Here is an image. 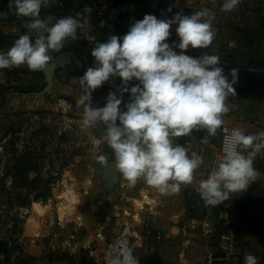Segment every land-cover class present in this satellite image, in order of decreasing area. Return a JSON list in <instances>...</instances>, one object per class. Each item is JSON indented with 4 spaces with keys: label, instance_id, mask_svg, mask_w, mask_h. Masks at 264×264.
I'll return each instance as SVG.
<instances>
[{
    "label": "crops",
    "instance_id": "obj_1",
    "mask_svg": "<svg viewBox=\"0 0 264 264\" xmlns=\"http://www.w3.org/2000/svg\"><path fill=\"white\" fill-rule=\"evenodd\" d=\"M105 3L124 8L119 22L100 19L99 8ZM45 4L49 10L46 17L73 16L81 25L77 29V38L67 40L65 45L68 50L75 51L84 69L80 71L71 64L56 72L52 89L55 96L59 90H64L67 96L73 95V81L84 75L88 67L94 66L91 51L97 42H106L113 35L123 36L135 21L151 12H156L158 19H170L176 13L191 15L194 11L207 9L206 19L214 31L212 44L206 49L189 48L186 54L194 57L215 54L220 57L225 72L238 69L239 82L234 86L235 95L225 101L230 111L224 114L223 124L241 128L246 134L264 130V91L259 90L264 81V0H241L232 11L220 10L222 0H215V3L213 0H46ZM176 27L170 28L167 41L170 44L179 42ZM63 74L68 78V84L60 82ZM137 83L133 80L128 87ZM120 85V78H115L95 89L91 93V96L96 95L92 98L94 108L105 105L109 92H116L121 97ZM121 98L123 109L129 102V95L124 93ZM100 127L106 128L102 124ZM220 133L221 128L215 136H209L201 129L194 130L189 136L173 138L174 143L185 147L189 156L195 152L203 158V164L193 174V182L181 185L178 193L161 192L142 179L129 186L116 169L114 155L102 134L98 139V151L106 160H99L97 165L89 168L94 176L92 181H87L91 184L87 187L83 183L82 188L70 185L72 190L76 189L85 197L78 196L79 201L72 206L65 220L57 214L56 231L46 226L41 234L50 264H91L86 260L87 249L103 247L104 240L109 241L125 223L143 237L134 250L140 264H244L246 254L256 255L258 264H264V149L252 157L257 179L245 192L233 193L217 206H206L197 193L199 182L207 177L214 161L222 156ZM250 152L249 149L245 154ZM86 201L91 204H85ZM201 205L205 210L203 217L196 213V208ZM244 206L258 208L260 235L241 230L242 233L236 236L233 231L234 228L238 230L240 218L244 217ZM228 235H233L235 240L222 239ZM220 249L227 254V261L212 262Z\"/></svg>",
    "mask_w": 264,
    "mask_h": 264
},
{
    "label": "clouds",
    "instance_id": "obj_2",
    "mask_svg": "<svg viewBox=\"0 0 264 264\" xmlns=\"http://www.w3.org/2000/svg\"><path fill=\"white\" fill-rule=\"evenodd\" d=\"M240 2L222 0L220 10L232 11ZM44 3L10 0V10L27 18L28 31L6 52L0 51V69L24 65L30 71L44 70L52 60L51 52H60L67 40L77 38L79 21L73 16L41 18ZM5 15L0 13V17ZM207 16V9L191 15L176 13L170 19L146 14L123 36L97 42L91 51L94 66L78 79L82 94L77 107L83 108V124L106 126L104 140L112 150L116 169L129 186L142 179L161 192L178 193L181 185H190L203 158L195 152L189 156L173 138L201 129L215 136L224 123V114L230 111L225 101L235 95L239 70L225 72L215 54H186L189 48L206 49L212 44L214 31ZM172 25H177L179 42L170 44L167 41ZM115 78L124 85L118 89L121 97L127 93L129 102L121 109L122 98L109 92L103 107H92L91 93ZM133 80L138 83L128 87ZM261 149L264 130L246 134L241 128H233L224 139L222 156L199 182L197 193L203 203L217 206L231 194L245 192L257 179L252 157ZM96 158L106 160L103 155ZM108 255V264H140L124 240L113 245ZM244 264H258V257L246 254Z\"/></svg>",
    "mask_w": 264,
    "mask_h": 264
},
{
    "label": "rangeland",
    "instance_id": "obj_3",
    "mask_svg": "<svg viewBox=\"0 0 264 264\" xmlns=\"http://www.w3.org/2000/svg\"><path fill=\"white\" fill-rule=\"evenodd\" d=\"M45 3L41 18L49 14ZM9 4L10 0H0V13H6L0 17V51L28 31L27 18L17 16ZM61 77L60 82L68 84V78ZM71 85L73 95L64 90L57 96L53 91L43 95L47 86L43 72L0 73V242L6 244L0 264H50L41 234L46 226L56 231L57 214L65 220L79 201L81 193L70 187L82 188L83 183L88 187L87 181L94 178L89 168L99 162L98 139L106 128L83 124V108L77 107L82 89L78 79Z\"/></svg>",
    "mask_w": 264,
    "mask_h": 264
},
{
    "label": "built area",
    "instance_id": "obj_4",
    "mask_svg": "<svg viewBox=\"0 0 264 264\" xmlns=\"http://www.w3.org/2000/svg\"><path fill=\"white\" fill-rule=\"evenodd\" d=\"M124 8L118 4H102L99 8L100 19L103 22H119L122 18ZM151 15H155L158 18L156 12H151ZM235 128L230 124H223L221 126V154H223V144L225 137L230 134L231 130ZM115 235L109 240H104L105 245L103 247H92L87 249L86 260L91 264H108L109 252L113 245H115L118 241L124 240L126 241L130 247L133 248V251L136 249L137 243L143 241V237L132 228L131 225L125 223L121 226V228L114 233ZM224 241H234L235 237L233 235L222 236ZM227 261V254L223 249H220L213 257L212 262H224Z\"/></svg>",
    "mask_w": 264,
    "mask_h": 264
},
{
    "label": "water",
    "instance_id": "obj_5",
    "mask_svg": "<svg viewBox=\"0 0 264 264\" xmlns=\"http://www.w3.org/2000/svg\"><path fill=\"white\" fill-rule=\"evenodd\" d=\"M71 64L77 66L78 70L80 71L84 69L82 60L77 56V54L73 50L60 52L56 57H54L49 62L48 66L44 70H42L47 83V86L44 92L42 93L43 95L52 93V89L54 86V77L56 72L65 69L67 66ZM123 87H124L123 84L120 85V88ZM259 90L264 91V81L261 82L259 86ZM40 95L41 94H39V96ZM256 209L258 208L257 207L250 208L248 206H244L243 210L245 212H244V217H242L243 219H241V221L252 220L253 222H255V228L250 230L249 233L260 235L262 233L259 223L260 212ZM196 213L198 214V216L203 217L205 215L204 207L201 205L200 207L196 208ZM233 231L235 232L236 236H239L242 233V231L236 230L235 228L233 229Z\"/></svg>",
    "mask_w": 264,
    "mask_h": 264
},
{
    "label": "trees",
    "instance_id": "obj_6",
    "mask_svg": "<svg viewBox=\"0 0 264 264\" xmlns=\"http://www.w3.org/2000/svg\"><path fill=\"white\" fill-rule=\"evenodd\" d=\"M69 48L65 45L62 48V51H67ZM6 52L7 50H2ZM1 72H6L10 75H36V74H42V71H30L28 69H21V68H6V69H0ZM6 253V244L4 242H0V254H5Z\"/></svg>",
    "mask_w": 264,
    "mask_h": 264
},
{
    "label": "flooded vegetation",
    "instance_id": "obj_7",
    "mask_svg": "<svg viewBox=\"0 0 264 264\" xmlns=\"http://www.w3.org/2000/svg\"><path fill=\"white\" fill-rule=\"evenodd\" d=\"M240 219H243V218H240ZM236 228L240 231L242 230L243 232H249L250 230L255 228V222H253L252 220H246V221L240 220Z\"/></svg>",
    "mask_w": 264,
    "mask_h": 264
},
{
    "label": "bare ground",
    "instance_id": "obj_8",
    "mask_svg": "<svg viewBox=\"0 0 264 264\" xmlns=\"http://www.w3.org/2000/svg\"><path fill=\"white\" fill-rule=\"evenodd\" d=\"M69 193H71V191L69 192ZM70 199V198H69ZM71 200V199H70ZM72 201H74V199H72Z\"/></svg>",
    "mask_w": 264,
    "mask_h": 264
}]
</instances>
